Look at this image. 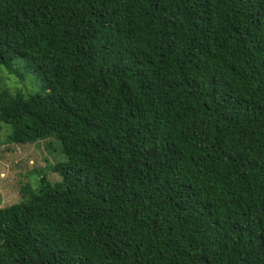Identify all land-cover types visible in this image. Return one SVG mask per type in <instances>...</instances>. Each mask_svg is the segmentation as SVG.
Masks as SVG:
<instances>
[{
  "label": "trees",
  "instance_id": "16d2710c",
  "mask_svg": "<svg viewBox=\"0 0 264 264\" xmlns=\"http://www.w3.org/2000/svg\"><path fill=\"white\" fill-rule=\"evenodd\" d=\"M15 144L66 162L0 207V264H264V0H0Z\"/></svg>",
  "mask_w": 264,
  "mask_h": 264
},
{
  "label": "rangeland",
  "instance_id": "374dc122",
  "mask_svg": "<svg viewBox=\"0 0 264 264\" xmlns=\"http://www.w3.org/2000/svg\"><path fill=\"white\" fill-rule=\"evenodd\" d=\"M6 71L0 65V92L9 95L17 93H45L39 77L27 63L19 59ZM9 127L0 130V207L25 199L28 189L36 192L42 176L55 181L58 174L53 172L50 164L65 163L63 153L51 150L48 144L57 147L54 138H47L32 143L15 144L7 140Z\"/></svg>",
  "mask_w": 264,
  "mask_h": 264
}]
</instances>
